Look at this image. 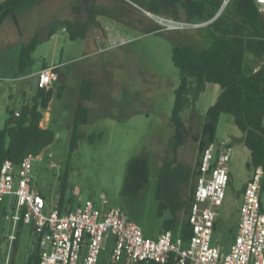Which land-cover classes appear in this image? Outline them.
Wrapping results in <instances>:
<instances>
[{
    "label": "rangeland",
    "instance_id": "1",
    "mask_svg": "<svg viewBox=\"0 0 264 264\" xmlns=\"http://www.w3.org/2000/svg\"><path fill=\"white\" fill-rule=\"evenodd\" d=\"M89 0H41L26 11L18 14V23L7 17L0 25V79L19 78L18 96L22 86H37L36 73L44 62L58 66V80L48 109L44 112L48 122L42 120L55 132L54 141L44 148L33 161V177L38 190L51 201L59 200L60 178L64 174L70 152L72 126L79 100L80 84L83 78L94 81L92 99L87 102L91 108V122L84 125L73 155L72 172L66 199L75 203L91 200L101 207V194H105L108 205L121 206L128 217L138 223L147 237L157 238L164 219L171 216L165 210L158 215V201L155 198L156 180L162 159L167 155L173 134L170 120L174 101V90L179 82V69L172 61L173 42H199L206 45L204 36L207 24L184 29L164 30L165 35L146 33L145 27L154 23L151 12L133 0H97L108 6L117 3L132 7V12L122 19L100 16L101 26H94L86 38L70 39L68 32L60 28L47 38L50 26L58 19H85V4ZM78 9L71 7L73 4ZM110 17V18H109ZM114 18V19H113ZM112 25L132 39L123 45L109 47L106 26ZM39 34L40 43L32 53V64L24 74L19 73L20 49ZM173 39V42L170 40ZM252 54L246 53V64ZM15 80V79H14ZM64 85L62 95L57 89ZM220 87L207 83L196 101V115L191 117L192 108L186 109L182 117L188 126L201 130L203 117L218 94ZM20 100H14L11 108L18 107ZM198 115V116H197ZM6 111L0 113V127L4 126ZM103 133L101 139L88 140L92 134ZM232 140V155L229 162L230 181L225 197L218 209L213 244H220L228 252L236 235V224L242 204L243 188L251 177L253 166L248 167L250 150L244 143L243 133L237 127L234 116L224 113L217 129V141ZM51 160L59 166L51 168ZM144 156L149 161L151 180L138 195H123L121 190L128 161L132 156ZM201 156L198 143L187 142L179 149V159L196 165ZM16 186L14 187V189ZM14 193L4 197L3 206L10 212ZM264 212V186L261 193ZM0 231L6 233V224L0 222ZM30 234V226L24 225L14 253L15 264H25L29 253L36 248ZM5 244L0 243V264L3 262ZM107 248L100 255L101 264H109L111 242H104Z\"/></svg>",
    "mask_w": 264,
    "mask_h": 264
},
{
    "label": "trees",
    "instance_id": "2",
    "mask_svg": "<svg viewBox=\"0 0 264 264\" xmlns=\"http://www.w3.org/2000/svg\"><path fill=\"white\" fill-rule=\"evenodd\" d=\"M96 1L90 0L87 3V16L83 20L58 19L50 26L47 38H51L60 28L65 29L72 40L86 38L92 27L101 26L99 15L117 18L133 10L132 7L125 6L116 10ZM133 1L144 4V0ZM40 2L41 0H0V25L9 16L18 23L20 12ZM223 2L224 0H147L146 8L154 14L164 13L177 20L202 23L213 19L222 8ZM145 32L165 35L156 21L147 25ZM204 36L208 40L206 45L199 42L176 43L170 38L173 42L172 61L179 69V82L174 90L170 116L173 134L169 151L163 157L158 171L155 190L158 215L163 216L165 210L171 214L163 220L161 230H172L175 236H182L185 243L193 234L189 213L201 156L196 165L192 166L179 159L180 147L192 141L198 143L201 154L217 138L221 115L229 113L234 116L237 127L243 133L244 143L250 150L251 159L247 166L264 169V14L258 10L255 0H229L219 16L207 23ZM39 43L40 36L35 34L30 42L21 47L19 73L24 74L32 64V53ZM246 53L252 54L248 64ZM47 64L44 62L42 67ZM55 70L57 72L58 67ZM55 82L52 87L39 84L35 95L20 109L19 115L9 111L4 126L0 127V163L9 159L18 165L26 155L37 156L54 141V130L50 126L43 127L41 122L43 111L48 108L53 97ZM207 83L218 84L220 92L207 109L201 130L198 131L185 123L182 113L192 108L191 117L197 114L196 101ZM64 88L61 85L57 89L59 96ZM93 92V79L83 78L72 126L70 152L64 174L60 178V205L68 201L66 192L69 188L73 155L82 127L91 122V108L87 102L92 99ZM102 137L103 133L92 134L88 140L94 142ZM150 180L148 159L140 155L132 156L128 161L121 192L128 196L138 195ZM182 212L185 214L183 219L180 217ZM12 264H15L14 257ZM25 264H40L38 248L29 253ZM164 264H177V261L171 257Z\"/></svg>",
    "mask_w": 264,
    "mask_h": 264
},
{
    "label": "built area",
    "instance_id": "3",
    "mask_svg": "<svg viewBox=\"0 0 264 264\" xmlns=\"http://www.w3.org/2000/svg\"><path fill=\"white\" fill-rule=\"evenodd\" d=\"M228 1L224 0L222 8ZM255 1L264 14V0ZM151 17L161 30L201 25L154 13ZM106 32L109 47L123 45L132 39L112 25L106 26ZM57 67L49 63L42 67L38 74L39 84L52 87L58 79ZM231 155V139H215L203 149L189 213L193 234L187 243L172 230L161 231L157 238L147 237L143 228L131 220L121 206L108 205L105 194L100 196L101 207L91 200L66 201L64 205H60L59 200L51 201L35 183L32 173L35 155H26L18 165L6 159L0 163V222L6 224V233L0 231V243L5 244L2 264H12L18 234L23 228L21 223L30 226L40 264H99L101 253L107 249L104 242L108 241L112 243L111 264H164L171 257L177 264H264L262 167H253L243 188L237 231L229 251L212 243L218 209L230 181ZM49 158L51 168L59 166L51 160V155ZM8 193L15 195L10 212L3 206Z\"/></svg>",
    "mask_w": 264,
    "mask_h": 264
},
{
    "label": "crops",
    "instance_id": "4",
    "mask_svg": "<svg viewBox=\"0 0 264 264\" xmlns=\"http://www.w3.org/2000/svg\"><path fill=\"white\" fill-rule=\"evenodd\" d=\"M146 1L147 0H144V4L146 5L147 3H146ZM88 2H90V0L88 1ZM87 2V3H88ZM97 2V1H96ZM135 2V1H134ZM87 3L85 4V9H86V6H87ZM137 3V2H136ZM99 4V3H98ZM102 5H105V4H102ZM140 5V4H139ZM105 6H108V5H105ZM117 6V3H114V5H112V6H109L110 8H112V9H116V10H120V6H119V8L118 7H116ZM140 6H142V5H140ZM71 7H73L74 9H78V6L74 3ZM142 7H144V6H142ZM145 8V10L147 11V12H151V11H148L147 10V8H146V6L144 7ZM86 12H87V10H86ZM151 13H153V12H151ZM127 14H129V13H125V14H122V15H127ZM161 15L162 16H165V17H167V16H169L168 14H164V13H161ZM87 16V15H86ZM100 16H103V15H99L98 16V19L100 20ZM183 17H185V15L183 14L182 15ZM105 17H107V16H105ZM110 18V17H109ZM119 20H121L122 18H121V15L119 16V17H117ZM114 19V18H113ZM73 20H83V19H81V18H78V19H73ZM122 21L123 22H126V23H129L130 21L128 20V21H126L125 19H122ZM208 23V22H207ZM207 23H205V22H202V23H199V24H207ZM42 68V67H41ZM41 70V69H40ZM39 70V71H40ZM39 71L36 73V75L38 76V74H39ZM38 78V77H37ZM15 79V80H14ZM14 79H11V78H1L0 79V113L2 112V111H6V113L8 114L9 113V111H14V112H19L20 111V109L25 105V104H27L28 102H30L31 101V99L33 98V96L35 95V92H36V88L38 87V85H39V81H38V83H37V86H34V88L33 87H31V85H27V84H25V86H22L21 88H20V94H19V96H18V84L16 83V81L17 80H19L20 79V77L17 79V78H14ZM57 81V80H56ZM14 100H20V103H19V105H18V107H15V108H11V104H12V102L14 101ZM49 107V106H48ZM48 109V108H47ZM44 112H45V110L43 111V114H44ZM7 118V117H6ZM5 118V119H6ZM48 118H49V111H47V117H46V119H45V117L43 116V120H46L47 122H48ZM43 122V121H42ZM47 126H48V124H47ZM37 156H39V155H37ZM36 156V157H37ZM191 165V164H190ZM242 201H243V194H242ZM239 216H240V211H239ZM239 216H238V220H239ZM180 217H181V219H183L184 217H185V214L182 212L181 214H180ZM132 220V219H131ZM238 220H237V224H236V231H237V225H238ZM216 225H217V223H216ZM162 231V230H161ZM215 231H216V227H215ZM145 234V233H144ZM149 238H151V237H149Z\"/></svg>",
    "mask_w": 264,
    "mask_h": 264
},
{
    "label": "water",
    "instance_id": "5",
    "mask_svg": "<svg viewBox=\"0 0 264 264\" xmlns=\"http://www.w3.org/2000/svg\"><path fill=\"white\" fill-rule=\"evenodd\" d=\"M222 9H223V8H221V9L218 11V13L215 15V17H214L213 19H215L217 16H219V14L221 13ZM147 13H149V12H147ZM213 19H211L210 21H212ZM210 21H208V22H210ZM205 23H207V22H205Z\"/></svg>",
    "mask_w": 264,
    "mask_h": 264
}]
</instances>
